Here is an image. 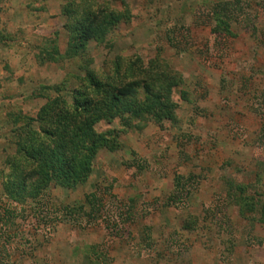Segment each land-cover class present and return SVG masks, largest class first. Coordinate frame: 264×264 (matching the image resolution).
I'll list each match as a JSON object with an SVG mask.
<instances>
[{
	"label": "rangeland",
	"instance_id": "rangeland-1",
	"mask_svg": "<svg viewBox=\"0 0 264 264\" xmlns=\"http://www.w3.org/2000/svg\"><path fill=\"white\" fill-rule=\"evenodd\" d=\"M79 1L0 0V264H264V0H97L129 20L71 57ZM90 74L138 81L142 112L95 124L109 144L86 182L15 200L52 87L71 103ZM147 86L173 118L147 111Z\"/></svg>",
	"mask_w": 264,
	"mask_h": 264
},
{
	"label": "trees",
	"instance_id": "trees-1",
	"mask_svg": "<svg viewBox=\"0 0 264 264\" xmlns=\"http://www.w3.org/2000/svg\"><path fill=\"white\" fill-rule=\"evenodd\" d=\"M233 2L217 4L213 13L218 21L219 29L230 30ZM69 12V42L68 55L83 56L91 40H104L112 28L129 20V12L103 9L97 0H81L74 2ZM236 8V7H235ZM115 24V25H114ZM88 85L94 90L87 95L84 88L72 90L73 101L68 103L59 86L52 87L57 92L56 99L50 100L42 108L41 119L50 121L46 132L50 140L39 141L27 150L26 157L33 168L26 174L16 175L9 189L11 196L17 201L32 199L38 201L45 185L55 181L62 185H75L86 182L93 168L91 163L99 150L108 147L107 139L100 137L95 131V124L101 120L112 121L117 117L139 115L141 103L134 98L137 94L138 81L122 80L117 85L110 81H102L94 75H88ZM172 87V83L170 84ZM86 89V88H85ZM147 86V111L155 115L157 120L173 118L176 103L166 98L161 100L158 89L152 92ZM140 111V112H139ZM33 139V138H32ZM69 142V143H68ZM74 148L67 149L68 144ZM27 168H23L25 171Z\"/></svg>",
	"mask_w": 264,
	"mask_h": 264
}]
</instances>
